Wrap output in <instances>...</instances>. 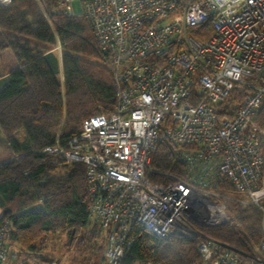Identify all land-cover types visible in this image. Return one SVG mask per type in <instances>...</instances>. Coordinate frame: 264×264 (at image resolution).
<instances>
[{
	"label": "built area",
	"instance_id": "obj_1",
	"mask_svg": "<svg viewBox=\"0 0 264 264\" xmlns=\"http://www.w3.org/2000/svg\"><path fill=\"white\" fill-rule=\"evenodd\" d=\"M75 2L112 72L116 103L85 119L66 149L56 143L43 153L85 165L89 217L109 232L106 263L122 264L138 223L197 240L202 264H264V237L258 256L244 259L204 234L231 221L230 193L260 210L264 231V0H62L59 8L75 16ZM164 141L180 173L152 167ZM6 228L0 264L12 253Z\"/></svg>",
	"mask_w": 264,
	"mask_h": 264
},
{
	"label": "trees",
	"instance_id": "obj_2",
	"mask_svg": "<svg viewBox=\"0 0 264 264\" xmlns=\"http://www.w3.org/2000/svg\"><path fill=\"white\" fill-rule=\"evenodd\" d=\"M42 1L54 29L36 0H12L6 7L0 4V82L4 81L0 129L5 137L0 138V159L10 156L0 164V226L7 224L9 247L18 245L32 254L44 250L38 242L49 235L64 236L75 245L91 223L85 165L66 164L65 173L57 175L56 163L65 161L43 150L56 143L66 149L80 134L85 119L109 114L116 103L113 75L97 58L89 20L81 14L64 15L59 8L62 0ZM202 29L207 36L212 33L210 25ZM58 43L60 60L54 51ZM7 55L14 60L12 66L6 63ZM241 93L236 94L239 103L247 91ZM258 124L264 131V100ZM21 131L23 143L16 137ZM152 167L158 173H180L169 142L157 145ZM236 210L235 222L209 228L206 234L242 258H254L264 237L262 213L253 206ZM129 235L133 244L122 264H202L197 240L165 239L138 223L130 224ZM13 253L16 259L18 253Z\"/></svg>",
	"mask_w": 264,
	"mask_h": 264
},
{
	"label": "rangeland",
	"instance_id": "obj_3",
	"mask_svg": "<svg viewBox=\"0 0 264 264\" xmlns=\"http://www.w3.org/2000/svg\"><path fill=\"white\" fill-rule=\"evenodd\" d=\"M74 10L76 15H80L82 13L79 2L74 3ZM50 24L52 25V29H54L52 21L50 22ZM54 51L60 60L62 54L60 45H57ZM6 58V63L8 62L7 64L9 66H12L14 64L13 58H11L9 55H7ZM59 76L62 80L63 75L61 62ZM3 85L4 81H1L0 89L3 88ZM16 137L21 143L25 142V136L22 131L19 132ZM0 138H5L1 129ZM9 159L10 156L1 158L0 164L6 162ZM56 164H58V170L55 171V174L62 175L63 173H65L64 166L66 165V162H57ZM229 198L231 199V201L229 204L230 207L228 208V212L229 216L231 217V221L233 220L235 222V219L238 216L236 208L238 206L247 207L249 205L244 204L246 203V200L241 195L230 193ZM260 229L263 232L264 236L263 227L260 226ZM206 232H204V234ZM108 238V230L103 229L99 226V224H97L93 219H91V223L83 233L82 240L80 242H77L75 245L71 246L68 239L61 235H49L43 240L39 241L38 247L40 249H44L42 252H40V254L28 253L21 249V247H19L18 245L13 244L12 247H9V249L12 251V253H18V258L16 257L15 259L14 257H12L11 253V256L8 257L4 264H44V260H49L51 263L55 262L56 264H107L105 260V252L108 245Z\"/></svg>",
	"mask_w": 264,
	"mask_h": 264
},
{
	"label": "crops",
	"instance_id": "obj_4",
	"mask_svg": "<svg viewBox=\"0 0 264 264\" xmlns=\"http://www.w3.org/2000/svg\"><path fill=\"white\" fill-rule=\"evenodd\" d=\"M53 264H56L55 262H53Z\"/></svg>",
	"mask_w": 264,
	"mask_h": 264
},
{
	"label": "water",
	"instance_id": "obj_5",
	"mask_svg": "<svg viewBox=\"0 0 264 264\" xmlns=\"http://www.w3.org/2000/svg\"><path fill=\"white\" fill-rule=\"evenodd\" d=\"M165 239H169V238H165Z\"/></svg>",
	"mask_w": 264,
	"mask_h": 264
}]
</instances>
